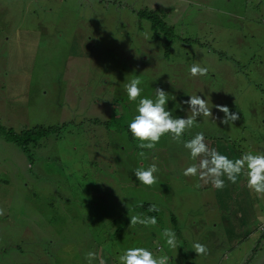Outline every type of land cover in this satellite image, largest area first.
Wrapping results in <instances>:
<instances>
[{
	"label": "rangeland",
	"instance_id": "rangeland-1",
	"mask_svg": "<svg viewBox=\"0 0 264 264\" xmlns=\"http://www.w3.org/2000/svg\"><path fill=\"white\" fill-rule=\"evenodd\" d=\"M163 3L0 0V264H88L90 251L92 264H120L132 247L167 255L168 264H264V233L225 213L234 184L223 178V189L203 187L183 174L200 159L183 141L200 132L221 154V143L244 152L251 140L264 154V0ZM39 26L45 42L34 65L21 63L18 41ZM194 64L208 73L193 77ZM136 77L141 98L168 92L174 117L187 118L183 102L200 95L214 117L225 115L219 104L240 119L197 117L182 142L167 134L154 149H140L128 127L138 100L129 101L124 87ZM32 129L42 133L25 151L15 136ZM157 160L156 183H140L134 169ZM150 204L159 211L149 212ZM130 215L155 216L157 224L130 227ZM165 228L179 247L166 244ZM247 230L255 237L239 239ZM195 243L208 252L198 256Z\"/></svg>",
	"mask_w": 264,
	"mask_h": 264
},
{
	"label": "clouds",
	"instance_id": "clouds-1",
	"mask_svg": "<svg viewBox=\"0 0 264 264\" xmlns=\"http://www.w3.org/2000/svg\"><path fill=\"white\" fill-rule=\"evenodd\" d=\"M161 4L163 0H159ZM191 75L205 76L208 73L207 67H201L194 64L190 69ZM142 81L139 77L131 79L124 85L129 101H137V115L130 121L128 127L131 134L140 143V149H154L161 138L167 134L171 135V139L175 142H182V136L186 130L191 129L197 120V117L220 119L221 123L229 125L240 119L239 112L230 111L227 105H216L215 107L225 115L214 117L212 108H209L207 100L200 95H191L190 99L183 103L187 104V118H178L172 115L167 109L169 95L162 88H156L155 99L143 97L141 98L142 88L139 86ZM173 100L175 97H171ZM183 146L189 150L192 160L199 159L198 164H192L184 169L185 176H197L206 182L210 180L212 185L217 189H223L225 181L223 177H227L228 181L235 184L240 175H244L247 179V187L258 194H264V154H253L251 151L242 154L240 158L230 159L227 155L221 154L217 149L210 148L205 142L202 132L197 133L193 138L183 141ZM140 156H144L141 151ZM155 163L147 168L139 167L134 169L136 178L140 183L146 186H152L156 183L157 177L154 175L158 172ZM122 198V197H121ZM149 212L159 211L156 204H150ZM5 210L0 207V215H4ZM144 226H155L157 218L155 216L146 215H130V227L137 224ZM161 236L165 239L166 244L175 249L179 247L176 233L171 228H165L161 232ZM198 256L208 252L207 246L202 243H195L191 246ZM97 259V253L90 251L86 254L88 264ZM120 264H168L169 257L167 255L156 256L145 247L128 248L119 256ZM99 264H107V261L100 258Z\"/></svg>",
	"mask_w": 264,
	"mask_h": 264
},
{
	"label": "crops",
	"instance_id": "crops-1",
	"mask_svg": "<svg viewBox=\"0 0 264 264\" xmlns=\"http://www.w3.org/2000/svg\"><path fill=\"white\" fill-rule=\"evenodd\" d=\"M30 29V28H29ZM45 29L43 26H39L36 28H31V32L28 38H22L18 41V57L20 62H28L34 65L36 59L35 51L40 47L41 43L45 42L44 38L41 40V36ZM30 35H35V38H31ZM34 47V53L32 55V59H27V51L28 47ZM12 60V59H11ZM18 79V76H16ZM25 83L21 84L20 89L26 93ZM264 104V102H263ZM264 119V116H263ZM264 124V120H263ZM250 145L244 147V152H241L237 147L229 146L225 143H221V150L227 155L230 159H237L242 156V154L251 151L253 154H259L258 145L254 140L250 141ZM242 147V146H241ZM240 147V148H241ZM170 155V154H169ZM160 163L157 160L158 164ZM194 178L200 179L199 175L194 176ZM223 178H227L226 176ZM201 180V184L203 187H207L212 183L209 181ZM237 184L228 185L226 188L228 189V197L227 204L224 206L225 213L227 218L230 219L232 223L238 226H246L250 223L253 226V230L259 228L264 233V221L258 220V215L264 214V194H258L253 190H250L247 187V179L244 175H240L237 180ZM157 188H155V191ZM172 219L175 218L174 215H170ZM175 220V219H174ZM230 224V223H229ZM250 237H255V231H246L239 239H247Z\"/></svg>",
	"mask_w": 264,
	"mask_h": 264
},
{
	"label": "trees",
	"instance_id": "trees-1",
	"mask_svg": "<svg viewBox=\"0 0 264 264\" xmlns=\"http://www.w3.org/2000/svg\"><path fill=\"white\" fill-rule=\"evenodd\" d=\"M151 20H152V22H153V23H152V24H153V29L156 30L155 35L157 36V35H158V31H157V27H158V25L155 23V21L158 20V18H157L156 15H154V16L151 17ZM158 21H159V20H158ZM116 103L122 104V100H121V99H117V100H116ZM44 129H45V128H43V130H44ZM41 133H42V132H39V130H34V129H32V130H26V131H23L22 134H20V135H16L15 137H16V138H20V137H22V138L25 140L24 142L21 143V145H22L23 149H24L25 151H27V150H28V147H27V142H26V141H29V139H31V138H37L38 135H40Z\"/></svg>",
	"mask_w": 264,
	"mask_h": 264
}]
</instances>
